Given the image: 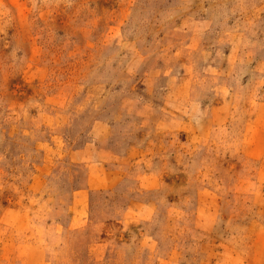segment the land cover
<instances>
[{
	"label": "rangeland",
	"instance_id": "obj_1",
	"mask_svg": "<svg viewBox=\"0 0 264 264\" xmlns=\"http://www.w3.org/2000/svg\"><path fill=\"white\" fill-rule=\"evenodd\" d=\"M0 264H264V0H0Z\"/></svg>",
	"mask_w": 264,
	"mask_h": 264
},
{
	"label": "crops",
	"instance_id": "obj_2",
	"mask_svg": "<svg viewBox=\"0 0 264 264\" xmlns=\"http://www.w3.org/2000/svg\"><path fill=\"white\" fill-rule=\"evenodd\" d=\"M253 126H255V129H256L257 131H259V132L262 130L261 125H258V124L255 123V122L253 123ZM114 176H115V173H114ZM154 177H155V176H154V175H151V174L145 176V178H148V179H150V180H153ZM153 186H154V185L152 184V186H150L148 189H150V190L153 189Z\"/></svg>",
	"mask_w": 264,
	"mask_h": 264
}]
</instances>
